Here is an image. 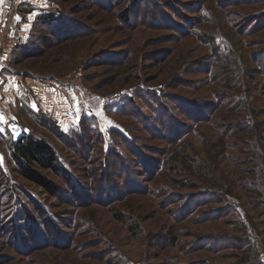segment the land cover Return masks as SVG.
I'll return each instance as SVG.
<instances>
[{"label": "rangeland", "instance_id": "1", "mask_svg": "<svg viewBox=\"0 0 264 264\" xmlns=\"http://www.w3.org/2000/svg\"><path fill=\"white\" fill-rule=\"evenodd\" d=\"M134 1L31 0L18 28L0 3L23 88L0 94V264H264V0ZM22 134L54 149L58 196L17 173Z\"/></svg>", "mask_w": 264, "mask_h": 264}, {"label": "trees", "instance_id": "2", "mask_svg": "<svg viewBox=\"0 0 264 264\" xmlns=\"http://www.w3.org/2000/svg\"><path fill=\"white\" fill-rule=\"evenodd\" d=\"M144 0H135V4H140L143 3ZM123 20L127 22L131 17H132V11L125 12L124 15L122 16ZM54 15L53 14H45L41 15L39 18V21L43 24L50 23L53 21ZM14 53L19 54V48L17 46L16 50ZM152 96L154 101L159 100V94H153ZM162 111L165 109L163 106L160 107ZM196 111L199 110V106H195L194 108ZM194 110V111H195ZM139 115V114H138ZM140 116V115H139ZM166 114H162L161 119L164 118ZM88 123V118H82L78 122V128L79 132L77 131L76 133L72 135L73 137H81L83 135V132H86L89 136H87V143H90L91 145H94L95 141L92 139V135L89 126L87 125ZM166 127V132L168 133V136L170 138L169 141H173L175 139L176 135L179 134L178 128L175 125V123H167L165 125ZM58 137L60 139H68L69 137L67 135L63 134H58ZM86 137V136H85ZM177 139L179 137H176ZM121 139H125L126 143L128 146H131L129 144V141L127 137L124 135L122 136ZM130 148V147H129ZM8 150L10 152V157L13 160L15 166H16V171L21 176L24 180L30 182L31 184L37 186L38 188L42 189L45 193L50 194V195H59V188L55 186L47 177H45L39 170H45V171H50L54 172L56 174L61 172V169L59 168L58 162H57V157L55 155L54 149L47 143L37 140L35 137L32 135H27V134H22L16 139H12L10 143L8 144ZM130 150L136 157L138 158V161H140L143 164L151 163L148 160H146L145 155L141 154L138 152L137 148L131 147ZM109 154L106 155V158H108ZM125 169V168H124ZM123 169V170H124ZM126 170V169H125ZM127 171V170H126ZM127 176L130 178L131 172H126ZM131 186H136V182L133 180H127Z\"/></svg>", "mask_w": 264, "mask_h": 264}, {"label": "crops", "instance_id": "3", "mask_svg": "<svg viewBox=\"0 0 264 264\" xmlns=\"http://www.w3.org/2000/svg\"><path fill=\"white\" fill-rule=\"evenodd\" d=\"M27 1H29V2H27ZM12 3H13L12 7L9 9V11H7L8 12L7 13V19L10 21V24L12 26H14L15 28H18V27L23 26V24H24L23 21H22V18L20 17V11L18 9L19 5H21V4L23 5V4H27V3L29 5H33V2H31V0H12ZM36 13L37 12H34V13L31 12L28 15V17H32V18L34 17L35 18V17L38 16V14H36ZM16 17H19L20 19L17 21ZM9 71L10 70H8V69L5 71V77H6V85H5V87H6V89L10 88L11 90H13L14 91L13 92L14 96L17 97L18 93H19L18 91L20 90V88H22V84H21V82H19L20 78H19V75L17 73H15V74H17L15 76L6 75V74H8ZM30 80H31L30 84H27L26 82H23V83H24V85H27V86L30 85V87H33L32 91H33V94L35 93L34 96L37 97V99H39V98L43 99L44 106L42 105L41 107L43 109H45L47 106H48L47 107L48 109L50 107H51V109H52V107L54 108L56 106V104H55V102H56L55 101L56 100L55 89L52 86L48 85V84H44V83L40 84L35 79L31 78ZM13 87H15L16 89H13ZM41 93H42V96H38ZM6 100H7V98H6ZM6 100L3 101V102L6 103ZM68 104H69L68 99H66V100L65 99L64 100L61 99L60 100V106H61V108L63 110V114H65V116L62 115V116H60V119H57V121H58L57 125H59L61 127V129H64V130L70 128L71 124L73 123V120L75 119V115L74 114L71 115L69 113L70 111L68 112V108H67ZM51 112H53V110ZM66 115H67V117H66ZM53 117H54V119H56V114L54 112H53Z\"/></svg>", "mask_w": 264, "mask_h": 264}, {"label": "built area", "instance_id": "4", "mask_svg": "<svg viewBox=\"0 0 264 264\" xmlns=\"http://www.w3.org/2000/svg\"><path fill=\"white\" fill-rule=\"evenodd\" d=\"M12 4L11 0H4V6L7 11L12 7ZM2 19L4 20L0 21V94L6 85L5 71L8 69L6 66L7 61L14 53L17 46L15 38L11 37V35L7 33L6 28H4L6 19Z\"/></svg>", "mask_w": 264, "mask_h": 264}, {"label": "snow or ice", "instance_id": "5", "mask_svg": "<svg viewBox=\"0 0 264 264\" xmlns=\"http://www.w3.org/2000/svg\"><path fill=\"white\" fill-rule=\"evenodd\" d=\"M3 0H0V3H2ZM20 18L19 17H16V20L18 21ZM0 131H2V129H0Z\"/></svg>", "mask_w": 264, "mask_h": 264}]
</instances>
